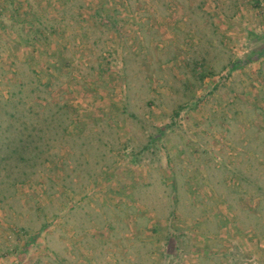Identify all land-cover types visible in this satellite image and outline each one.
<instances>
[{
  "label": "rangeland",
  "instance_id": "obj_1",
  "mask_svg": "<svg viewBox=\"0 0 264 264\" xmlns=\"http://www.w3.org/2000/svg\"><path fill=\"white\" fill-rule=\"evenodd\" d=\"M0 264H264V0H0Z\"/></svg>",
  "mask_w": 264,
  "mask_h": 264
}]
</instances>
